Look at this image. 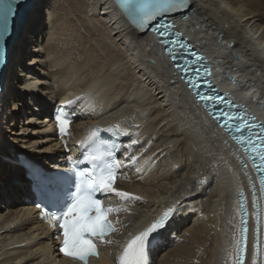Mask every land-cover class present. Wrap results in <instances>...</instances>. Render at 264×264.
<instances>
[{"label":"bare ground","instance_id":"bare-ground-1","mask_svg":"<svg viewBox=\"0 0 264 264\" xmlns=\"http://www.w3.org/2000/svg\"><path fill=\"white\" fill-rule=\"evenodd\" d=\"M186 4L171 19L208 57L213 80L264 121V0ZM62 103L76 118L69 153L52 120ZM109 123L124 133L110 196L117 228L90 264H110L125 239L169 208L151 264H232L237 193L253 189V172L154 34L138 33L112 0H32L11 45L0 88V264H80L59 252L21 159L66 167L81 137Z\"/></svg>","mask_w":264,"mask_h":264},{"label":"snow or ice","instance_id":"snow-or-ice-1","mask_svg":"<svg viewBox=\"0 0 264 264\" xmlns=\"http://www.w3.org/2000/svg\"><path fill=\"white\" fill-rule=\"evenodd\" d=\"M24 0H0V62L3 60L6 43L12 39L14 32L19 26V6ZM186 0H130L132 12L130 18L138 27L143 28L150 20H154L157 16L171 11L177 6L183 5ZM154 31L156 29H153ZM162 34V33H161ZM166 43V41H162ZM173 60L176 59L172 55ZM179 70L188 73L190 68L185 62L184 66L177 65ZM196 71V70H192ZM189 87L194 91L198 98L204 102V106L209 110V114H213L214 106L217 102L215 97H205L199 91L198 72L195 76L187 77ZM73 103L72 101L68 102ZM214 118L232 135V138L248 151L249 147L255 150L260 149L259 159L264 164V136L260 137V144L257 146L253 143V134L247 121L242 115H234L231 112H216ZM61 132L64 131L65 125L68 123L66 118L61 115L56 117ZM264 131V129H262ZM112 153L97 148L90 153L86 160L92 164V168H85L74 171L73 190H69L65 202L57 213H52L60 228L63 230V245L61 251L68 256L79 259L87 264L90 255H97L95 238H99L102 242L104 237L114 229L107 220L109 213L118 211L111 207L102 206V200L97 198V193L114 192L113 187L115 181V168L119 166V162H113ZM264 186V179L261 180ZM122 197L128 196V193H117ZM243 211V208L241 209ZM175 211L169 208L162 217L153 223L146 231L141 232L128 242L124 248L123 254L119 258V264H146V243L150 234L158 229L165 227L172 213ZM242 223H246L242 221ZM241 240L236 242L235 261L234 264H244V235L246 227L241 230ZM110 243V241H109ZM253 264H256V256H253Z\"/></svg>","mask_w":264,"mask_h":264},{"label":"water","instance_id":"water-1","mask_svg":"<svg viewBox=\"0 0 264 264\" xmlns=\"http://www.w3.org/2000/svg\"><path fill=\"white\" fill-rule=\"evenodd\" d=\"M115 5L118 7V9L121 11V13L125 16V18L129 21V23L136 29V31L140 34H143L145 32H149L152 27L157 24L160 21L166 20V19H171L172 16H174L176 13L172 11H168L164 13L162 16H157L154 20H150L147 25L145 30H142L140 27H138L136 24L132 22V19L130 18V13L132 12V8L130 5V0H112ZM32 4V0H24L23 4L19 6V17L18 20L20 21L19 26L17 27L16 31L13 34V37L11 40H9L6 43L5 50H4V55H3V60L0 62V86L2 85V75L9 57L11 45L13 41L16 39V37L19 34L20 29L22 28L26 17L28 15V12L30 10ZM184 9L182 10L183 13L186 12L187 10V4L184 3ZM169 35H172V33H169ZM199 85H201V82H198ZM220 110L214 109V112H219Z\"/></svg>","mask_w":264,"mask_h":264}]
</instances>
